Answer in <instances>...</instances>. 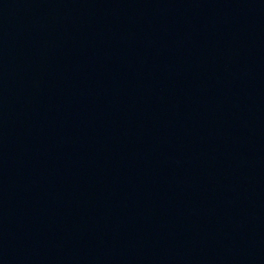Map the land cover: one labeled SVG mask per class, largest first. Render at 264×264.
Masks as SVG:
<instances>
[{"label":"water","instance_id":"1","mask_svg":"<svg viewBox=\"0 0 264 264\" xmlns=\"http://www.w3.org/2000/svg\"><path fill=\"white\" fill-rule=\"evenodd\" d=\"M0 264H264V0H0Z\"/></svg>","mask_w":264,"mask_h":264}]
</instances>
